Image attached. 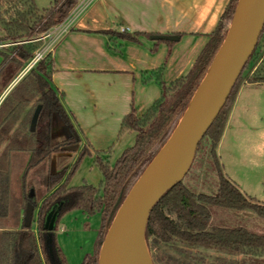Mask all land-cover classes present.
I'll return each mask as SVG.
<instances>
[{
	"label": "trees",
	"instance_id": "16d2710c",
	"mask_svg": "<svg viewBox=\"0 0 264 264\" xmlns=\"http://www.w3.org/2000/svg\"><path fill=\"white\" fill-rule=\"evenodd\" d=\"M238 1H229L208 44L186 76L167 85L163 80L165 65L142 75L144 84L156 83L160 87L161 96L143 115H136L132 109L124 118L119 138L134 134L135 141L113 165L109 161L112 149L107 152L93 150L94 162L103 177L98 187L88 184L69 186L82 159L92 155L88 143L80 149L70 169L51 171L54 155L72 151L81 142L72 119L63 108L60 94L53 86L55 64L52 54H47L22 78L0 106V150L5 145L4 151L0 152V228L5 229L0 234V264H68L56 242L55 231L51 233L50 245V234L44 229L45 216L56 204L60 207L57 223L63 215L74 210L87 216L100 215L101 226L94 253L86 255L82 262L99 264L101 246L118 209L178 126L227 36ZM79 2L53 0L50 9L41 11L35 0H0V42L10 44L9 53L2 54L3 63L13 64L17 71L25 68L43 45V41L37 39L62 24ZM100 33L107 37L108 46L116 52L125 42L138 43L139 37L149 36L130 33L126 29ZM255 63L254 71L244 76ZM243 80L251 85L264 84V30L228 101L201 141L209 142L218 191L215 194L196 193L182 180L164 194L152 209L145 232L153 264H156L153 244L175 252L171 255L174 264H235L210 261L211 256L207 258L201 250L240 257L243 264H264V233L257 234L242 226H230L223 221L214 223L213 220L214 213L237 215L249 211L264 221V205L245 196L226 177L217 153ZM58 119L67 134L62 141L53 139V127ZM17 161L25 163L20 201L14 198L12 191V169ZM32 171L44 177L28 184L27 178ZM37 187L44 190L41 203L35 197ZM30 205L33 215L31 223L27 224L25 216Z\"/></svg>",
	"mask_w": 264,
	"mask_h": 264
},
{
	"label": "crops",
	"instance_id": "0c3cea01",
	"mask_svg": "<svg viewBox=\"0 0 264 264\" xmlns=\"http://www.w3.org/2000/svg\"><path fill=\"white\" fill-rule=\"evenodd\" d=\"M229 1L97 0L84 12L51 51L55 64L53 86L79 133L80 148L88 143L92 147L90 157L95 159L93 150L114 152L132 136L119 138L124 118L132 109L136 115H143L161 96L160 87L156 83L144 84L142 75L165 65L163 80L167 85L186 76L208 44ZM122 29L149 36L139 37L138 43L125 42L116 52L100 32ZM0 45H6L0 47L1 106L27 73L24 74L26 67L17 71L13 64L3 63L2 54L9 53L10 44ZM246 85L251 84L240 87L217 152ZM4 149L5 145L0 152ZM4 230L0 228V234ZM33 230L36 231L35 224Z\"/></svg>",
	"mask_w": 264,
	"mask_h": 264
},
{
	"label": "rangeland",
	"instance_id": "374dc122",
	"mask_svg": "<svg viewBox=\"0 0 264 264\" xmlns=\"http://www.w3.org/2000/svg\"><path fill=\"white\" fill-rule=\"evenodd\" d=\"M41 11H46L53 6V0H36ZM1 29V28H0ZM0 37L2 33L0 32ZM255 64L245 71L244 76L254 71ZM28 66V64H27ZM26 66V67H27ZM244 84V80L241 86ZM67 136L66 129L61 120H56L53 127L54 141H62ZM135 141V135L125 138L115 149L109 159L113 165L122 152ZM78 150L76 151V149ZM80 146L72 151L56 154L52 157L51 171L70 169L76 162ZM223 173L235 184L248 198H252L264 205V84L246 85L240 92L230 128L217 152ZM21 161L12 169V191L14 198L21 200L23 191L22 175L25 167ZM44 177L38 172H31L27 178L28 184H33ZM102 174L96 166L94 159L86 156L82 159L76 172L72 175L69 186H81L84 184L98 187L102 181ZM183 183L196 193L215 194L219 188V182L213 165L210 146L207 140L201 143L200 150L196 153L188 174ZM41 186V185H40ZM39 186V187H40ZM37 187L35 197L41 203L43 187ZM16 190V191H15ZM18 191V192H17ZM30 208V207H28ZM37 209L34 217H36ZM214 223L225 222L230 226H242L257 234L264 233V221L257 218L252 212H244L235 215L232 212L214 213ZM101 226L99 214L87 216L78 210L66 213L56 224L55 239L65 255L68 264H82L86 255L94 253L96 240ZM106 237V236H105ZM51 240L49 244L51 245ZM156 264H174L171 255L175 252L163 246L152 245ZM210 261L223 260L228 263H242L240 257H233L222 253L206 252Z\"/></svg>",
	"mask_w": 264,
	"mask_h": 264
},
{
	"label": "water",
	"instance_id": "95a60500",
	"mask_svg": "<svg viewBox=\"0 0 264 264\" xmlns=\"http://www.w3.org/2000/svg\"><path fill=\"white\" fill-rule=\"evenodd\" d=\"M263 30L264 0H239L227 36L178 126L118 209L101 246L99 264L102 252L118 228V245L108 252L107 264H128L137 246L144 244L147 248L145 232L152 209L188 174L199 144L228 101ZM29 207L25 216L27 224L33 215V206ZM59 216L57 204L45 216L44 229L50 235Z\"/></svg>",
	"mask_w": 264,
	"mask_h": 264
},
{
	"label": "built area",
	"instance_id": "2783aa9c",
	"mask_svg": "<svg viewBox=\"0 0 264 264\" xmlns=\"http://www.w3.org/2000/svg\"><path fill=\"white\" fill-rule=\"evenodd\" d=\"M97 0H80L75 9L70 15L60 24L58 27L44 34L37 41H43L41 49L36 53L35 57L31 60L28 66L24 70V74L28 73L40 60H42L47 54L51 53L55 45L60 41L64 35H66L75 26L78 18L86 12ZM125 29H122L124 31ZM6 45H0L5 47Z\"/></svg>",
	"mask_w": 264,
	"mask_h": 264
},
{
	"label": "bare ground",
	"instance_id": "6f19581e",
	"mask_svg": "<svg viewBox=\"0 0 264 264\" xmlns=\"http://www.w3.org/2000/svg\"><path fill=\"white\" fill-rule=\"evenodd\" d=\"M118 235L119 228L116 232L111 236L110 241L105 249V251L101 254L100 263L107 264L108 262V252L113 251L118 245ZM128 264H153L150 253L148 252L146 246L144 244H140L137 246L131 254Z\"/></svg>",
	"mask_w": 264,
	"mask_h": 264
},
{
	"label": "flooded vegetation",
	"instance_id": "af4514ba",
	"mask_svg": "<svg viewBox=\"0 0 264 264\" xmlns=\"http://www.w3.org/2000/svg\"><path fill=\"white\" fill-rule=\"evenodd\" d=\"M51 236V241H52V234L51 235H49V237ZM49 237H48V239H49Z\"/></svg>",
	"mask_w": 264,
	"mask_h": 264
}]
</instances>
